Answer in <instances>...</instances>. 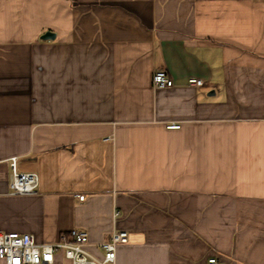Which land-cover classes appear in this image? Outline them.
<instances>
[{"label":"crops","instance_id":"obj_1","mask_svg":"<svg viewBox=\"0 0 264 264\" xmlns=\"http://www.w3.org/2000/svg\"><path fill=\"white\" fill-rule=\"evenodd\" d=\"M11 158L38 183L9 195L0 163L1 232H127L114 264H264V0H0Z\"/></svg>","mask_w":264,"mask_h":264},{"label":"built area","instance_id":"obj_2","mask_svg":"<svg viewBox=\"0 0 264 264\" xmlns=\"http://www.w3.org/2000/svg\"><path fill=\"white\" fill-rule=\"evenodd\" d=\"M151 87L154 91L173 88V82L163 71H156L151 77ZM190 88H200L202 81L195 78L187 80ZM168 129H177L178 125L170 124ZM16 158L0 163H6L9 168L7 188L9 195H34L37 189V176L34 173H21L16 169ZM82 200L83 197H78ZM114 211L112 221L117 218ZM127 232L112 229L108 237L96 244L89 242L83 230H71L59 237L53 244L37 243L34 235L29 233L1 232L0 231V263L3 264H52L56 254L60 253L64 264H114L116 249L127 244ZM95 249L99 256L90 253ZM206 264H219L216 257H209Z\"/></svg>","mask_w":264,"mask_h":264},{"label":"water","instance_id":"obj_3","mask_svg":"<svg viewBox=\"0 0 264 264\" xmlns=\"http://www.w3.org/2000/svg\"><path fill=\"white\" fill-rule=\"evenodd\" d=\"M54 35L50 32H46L41 36L42 40H49V39H53Z\"/></svg>","mask_w":264,"mask_h":264}]
</instances>
